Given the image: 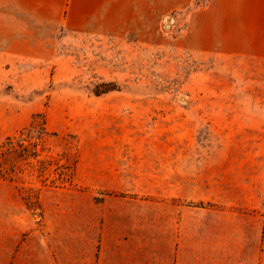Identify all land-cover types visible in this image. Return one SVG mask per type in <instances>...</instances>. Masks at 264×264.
Masks as SVG:
<instances>
[{"label":"rangeland","instance_id":"1","mask_svg":"<svg viewBox=\"0 0 264 264\" xmlns=\"http://www.w3.org/2000/svg\"><path fill=\"white\" fill-rule=\"evenodd\" d=\"M185 26L0 47V264H264V103Z\"/></svg>","mask_w":264,"mask_h":264},{"label":"crops","instance_id":"2","mask_svg":"<svg viewBox=\"0 0 264 264\" xmlns=\"http://www.w3.org/2000/svg\"><path fill=\"white\" fill-rule=\"evenodd\" d=\"M184 10V49L230 72L229 87L264 103V0H0V47L29 41L32 27L118 33ZM252 98V99H251Z\"/></svg>","mask_w":264,"mask_h":264},{"label":"trees","instance_id":"3","mask_svg":"<svg viewBox=\"0 0 264 264\" xmlns=\"http://www.w3.org/2000/svg\"><path fill=\"white\" fill-rule=\"evenodd\" d=\"M6 145H7V143H6ZM9 151H10V148L7 145L5 152H4L5 161H7L9 159ZM8 169H9V165H7V163H3L2 166L0 165V171L2 172L3 175L8 173Z\"/></svg>","mask_w":264,"mask_h":264}]
</instances>
